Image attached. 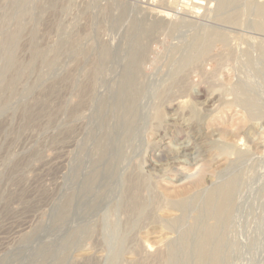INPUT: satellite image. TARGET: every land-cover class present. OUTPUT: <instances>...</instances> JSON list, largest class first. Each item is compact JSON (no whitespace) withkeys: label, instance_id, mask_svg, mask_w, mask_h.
I'll return each instance as SVG.
<instances>
[{"label":"rangeland","instance_id":"obj_1","mask_svg":"<svg viewBox=\"0 0 264 264\" xmlns=\"http://www.w3.org/2000/svg\"><path fill=\"white\" fill-rule=\"evenodd\" d=\"M229 180L264 264V0H0V264H195Z\"/></svg>","mask_w":264,"mask_h":264},{"label":"bare ground","instance_id":"obj_2","mask_svg":"<svg viewBox=\"0 0 264 264\" xmlns=\"http://www.w3.org/2000/svg\"><path fill=\"white\" fill-rule=\"evenodd\" d=\"M258 12H261L260 8H258ZM258 26H260V24H258ZM185 150L186 148H182L180 152L183 153ZM198 183H200V181ZM231 191H232V181L229 180L226 183L222 184L221 186L213 188L209 190L208 193H206L207 195L205 197V200L203 201V207L200 213L211 217L213 221L211 223H206L202 227L198 250L196 253L195 264H218L216 260V255L211 247L212 238L215 233L216 224L219 220V217L224 211V207L230 197ZM174 204L178 205L180 208L183 209L186 206V201L185 199H183V197H179V199H177Z\"/></svg>","mask_w":264,"mask_h":264}]
</instances>
